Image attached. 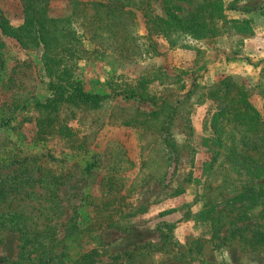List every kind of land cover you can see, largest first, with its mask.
Wrapping results in <instances>:
<instances>
[{"label":"rangeland","instance_id":"rangeland-1","mask_svg":"<svg viewBox=\"0 0 264 264\" xmlns=\"http://www.w3.org/2000/svg\"><path fill=\"white\" fill-rule=\"evenodd\" d=\"M51 81L104 98L39 106ZM242 98L264 118V0H0V258L37 239L68 264H264L244 239L264 231V134L233 135ZM251 189L243 237L238 212L203 217Z\"/></svg>","mask_w":264,"mask_h":264},{"label":"trees","instance_id":"trees-1","mask_svg":"<svg viewBox=\"0 0 264 264\" xmlns=\"http://www.w3.org/2000/svg\"><path fill=\"white\" fill-rule=\"evenodd\" d=\"M128 3H123L122 9L125 11V8H127ZM191 14V13H190ZM175 18L178 16H174ZM177 24L184 26L183 23H186V20H189V23L186 27H184L187 30H191L189 34L193 38H199L200 35L198 33L197 28H195L193 20L185 18V21L182 20V17L180 16L177 18ZM1 26L4 27V23H1ZM150 31H152L150 29ZM182 35H185L183 33ZM188 35V36H189ZM214 34H210L209 36H213ZM155 36H163L162 34H156ZM224 84H227L225 82ZM51 96L44 104H39V106L42 107H54L57 106L63 102H74L76 104H84V105H97L102 102L103 96L99 94H93L84 91L81 84L77 83H71L69 85L58 83L56 81H51ZM228 91H231V88L227 87ZM225 93L227 91L225 90ZM242 106L239 107V111H237V114H235V118H238L239 123L244 126L243 128H234L233 135L236 137H239L240 139H246L248 143L247 138H249L250 134L247 135V132H250L251 130L257 131V133L254 136V141L250 145L252 148H256L259 146L258 140L262 137V134H264V118L262 117L260 110L255 107L253 104L250 103L249 100H244L243 98ZM244 108H248V111H246L247 116L245 117L242 113V110ZM251 111V112H250ZM222 112L226 114L228 111L223 109ZM239 114L242 116H239ZM236 120V119H235ZM215 133L218 134V129L215 127ZM251 133V132H250ZM224 134V133H223ZM221 135V137L223 136ZM169 148V145H167ZM253 152H250L249 155L236 157L238 158V161L240 159L242 160H249L251 163H253L255 160H257V157L253 156ZM260 158V157H259ZM258 158V159H259ZM247 173L249 175L254 176L258 171L254 168V164H251L250 168H246ZM259 175V174H258ZM256 193V189H251L249 192H241L235 195L234 197L225 200V202L215 204L214 206H210V202H207L205 204L206 209L202 212L203 217L206 219V221L211 222L212 225H216L217 222H220V214L223 213L225 210H228L232 213L238 212L236 217L233 219L231 225H232V231L234 236L241 235L242 237L246 232L249 230L245 226H241V224L245 225L247 220V215L245 216L244 211H246V207L244 206V202L247 200H253L255 203L258 200ZM6 196H0V200L2 198H5ZM239 203H242V205H238ZM243 211V212H241ZM105 220H108V225H112L115 223L113 217H107ZM98 221L91 219L89 220L87 227L85 229L86 234H92V227L96 226ZM250 232V231H249ZM252 237L251 238H244L247 240L250 244L253 246H259L264 241V231L260 230H254L251 231ZM195 246H192V245ZM183 250L178 251L174 253V256L171 257L170 253L168 255L167 260L168 261H182L188 256L191 257V254L197 253L201 247L198 245V243L195 241L193 243H190L189 245L180 246ZM171 249V248H170ZM36 252L38 253V256L35 258H32V255ZM55 250L51 249L50 247H47L46 243L43 242V240H27L25 239L23 242V246H21V251L15 259H8L5 257L0 258V264H68V262L65 260V255L63 253H54ZM169 252H172L169 251ZM86 257H89L88 255H85ZM89 259H91L89 257Z\"/></svg>","mask_w":264,"mask_h":264}]
</instances>
